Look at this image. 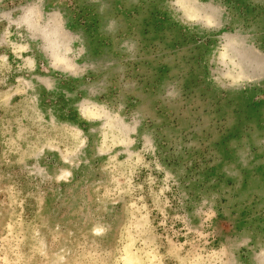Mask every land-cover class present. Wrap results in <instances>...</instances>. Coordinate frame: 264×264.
<instances>
[{
	"label": "rangeland",
	"instance_id": "1",
	"mask_svg": "<svg viewBox=\"0 0 264 264\" xmlns=\"http://www.w3.org/2000/svg\"><path fill=\"white\" fill-rule=\"evenodd\" d=\"M0 264H264V0H0Z\"/></svg>",
	"mask_w": 264,
	"mask_h": 264
},
{
	"label": "bare ground",
	"instance_id": "2",
	"mask_svg": "<svg viewBox=\"0 0 264 264\" xmlns=\"http://www.w3.org/2000/svg\"><path fill=\"white\" fill-rule=\"evenodd\" d=\"M28 14V13H27ZM32 18V17H31ZM31 18H30V16L29 15H26L25 17H24V22L28 25V27H30V29H38V28H36V26L38 27V25L36 24V26H35V23L31 20ZM23 22V21H22ZM24 23V24H25ZM26 25V26H27ZM53 27V26H52ZM51 27V31L50 32H43L42 30L43 29H41L42 27H40L39 26V28L41 29V36L48 42L47 43V45L49 44V49L51 50L50 52L52 53V56L54 57V59L56 60V61H59V60H61V59H59V58H61V53H60V49H61V47H63L64 48V46L66 47L67 45H68V43H67V45H66V41L65 40H67V39H63L62 38V36H61V33L56 29V27H54V29ZM53 29V30H52ZM39 31V30H38ZM38 31H37V33H38ZM44 31H45V28H44ZM42 33H43V35H42ZM39 37H40V35H39ZM64 37V36H63ZM65 43V44H64ZM64 44V45H63ZM240 44V43H239ZM63 45V46H62ZM241 47H242V44H241ZM67 49V48H66ZM230 49H232V51L234 52V53H236V51H237V47L236 46H230ZM242 49V48H241ZM240 49V50H241ZM49 52V51H48ZM242 52V51H241ZM245 55V54H244ZM235 58V57H234ZM237 58L239 59V61H240V63H241V66H239V64L237 65L235 62V64L238 66V67H240L239 68V70L241 69V70H243L244 68L242 67V66H246V65H250V67H252V70L251 71H254V72H256V71H260V70H262V67H263V65H262V62L260 61H251L250 59H248L247 57H244L243 55H237ZM63 60V59H62ZM67 60V59H66ZM255 60V59H254ZM63 62H65V61H63ZM67 63V62H66ZM65 65V64H64ZM247 67V66H246ZM245 67V68H246ZM237 71V70H236ZM240 74V73H239ZM239 76H241V74L239 75Z\"/></svg>",
	"mask_w": 264,
	"mask_h": 264
}]
</instances>
